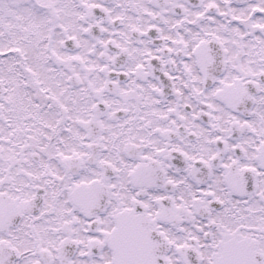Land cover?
<instances>
[{
  "label": "snow or ice",
  "instance_id": "snow-or-ice-1",
  "mask_svg": "<svg viewBox=\"0 0 264 264\" xmlns=\"http://www.w3.org/2000/svg\"><path fill=\"white\" fill-rule=\"evenodd\" d=\"M0 264H264V0H0Z\"/></svg>",
  "mask_w": 264,
  "mask_h": 264
}]
</instances>
